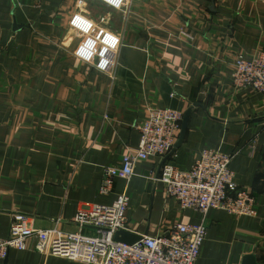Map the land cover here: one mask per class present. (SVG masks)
Listing matches in <instances>:
<instances>
[{"label": "crops", "instance_id": "crops-1", "mask_svg": "<svg viewBox=\"0 0 264 264\" xmlns=\"http://www.w3.org/2000/svg\"><path fill=\"white\" fill-rule=\"evenodd\" d=\"M77 13L120 37L111 74L74 55L83 33ZM182 31L190 34L191 39ZM264 53V0H131L117 10L100 0H0V237L14 214L47 229H79L88 205L129 196L137 234L199 223L158 180L164 158L140 161L127 182L100 193L103 168L139 149L149 106L191 109L182 145L168 161L190 168L205 149L234 154L236 182L256 199L254 216L223 209L206 216L196 264L264 263V94L237 88L236 59ZM84 232L94 234L92 228ZM0 264H84L35 250L10 249Z\"/></svg>", "mask_w": 264, "mask_h": 264}, {"label": "built area", "instance_id": "built-area-1", "mask_svg": "<svg viewBox=\"0 0 264 264\" xmlns=\"http://www.w3.org/2000/svg\"><path fill=\"white\" fill-rule=\"evenodd\" d=\"M125 7L122 5L121 9ZM182 33L191 39L190 34ZM120 44L121 41L115 50H109L111 63L103 73L114 71ZM97 47L101 45L98 43ZM94 59L99 62L98 56ZM232 80L237 88H251L264 94V53L253 58L240 55L234 63ZM183 116L184 111L178 108L149 106L137 126L141 133L139 149L126 154L121 165L103 168L100 193L111 194L117 178L129 182L140 161L164 158L158 180L164 184L167 196L175 198L182 209L200 213L199 223L176 222L168 233L139 234L140 239L134 243L119 242L115 239L118 231L133 232L129 224V196L123 192L111 204L88 205L79 210L74 218L77 231H63L59 220L51 228L33 227L27 224L25 214H14L8 236L0 237V260L16 248L63 256L84 264H196L206 239V216L210 210L223 209L241 217L254 216L257 209L255 197L236 182L231 167L234 154L205 149L186 169L168 161L178 141ZM86 227L95 233L84 232Z\"/></svg>", "mask_w": 264, "mask_h": 264}, {"label": "clouds", "instance_id": "clouds-1", "mask_svg": "<svg viewBox=\"0 0 264 264\" xmlns=\"http://www.w3.org/2000/svg\"><path fill=\"white\" fill-rule=\"evenodd\" d=\"M103 2L120 10L122 5L127 6L131 3V0H103ZM83 3L84 0H78V6ZM71 26L86 36L74 53L78 61L91 64L98 71L105 72L111 63L108 57L109 50H115L117 48L120 43V37L102 28L94 36L90 35V33L95 31V21L79 13L71 19ZM98 43L101 45L99 49L97 47ZM97 56L99 57L98 63L94 59Z\"/></svg>", "mask_w": 264, "mask_h": 264}, {"label": "water", "instance_id": "water-1", "mask_svg": "<svg viewBox=\"0 0 264 264\" xmlns=\"http://www.w3.org/2000/svg\"><path fill=\"white\" fill-rule=\"evenodd\" d=\"M190 113H191V109L187 110L184 113L183 121H182V128H181V132H180L178 141L176 142L174 149L172 150V152L170 153V155L168 157L173 155L177 151V149L182 145V143L184 141V138H185V135H186ZM164 162L165 161H163V164H164ZM115 239L117 241H119V242L131 244V243H134L137 240H139L140 239V235L135 233V232H132V231L121 230V231H118L116 233ZM6 260H7V257L5 258V262H6ZM242 264H264V263H259L254 256L250 255V256H246L244 258Z\"/></svg>", "mask_w": 264, "mask_h": 264}]
</instances>
